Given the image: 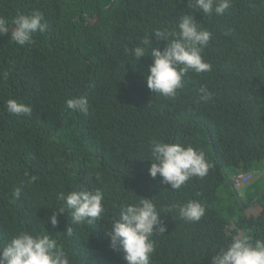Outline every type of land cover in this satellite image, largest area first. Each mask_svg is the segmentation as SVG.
<instances>
[{"label":"trees","instance_id":"obj_1","mask_svg":"<svg viewBox=\"0 0 264 264\" xmlns=\"http://www.w3.org/2000/svg\"><path fill=\"white\" fill-rule=\"evenodd\" d=\"M33 10L48 28L32 43L0 36V248L19 232L49 234L70 264H126L106 231L123 205L141 197L153 198L167 226L152 237L150 264H210L236 234L264 240V0H231L220 16L189 0H0L9 25L17 12ZM186 14L212 33L202 53L212 68L189 71L169 98L147 87L150 56L136 61L126 50L156 30L171 31ZM164 44L153 37L152 47ZM200 86L211 101L199 99ZM76 97L87 99L86 115L67 108ZM10 98L31 114H9ZM152 140L203 151L207 175L178 190L152 178ZM255 172L263 174L240 194L237 176ZM82 187L103 192L100 221L73 225L65 211L53 227L57 194ZM190 199L206 209L200 221L166 211Z\"/></svg>","mask_w":264,"mask_h":264},{"label":"clouds","instance_id":"obj_2","mask_svg":"<svg viewBox=\"0 0 264 264\" xmlns=\"http://www.w3.org/2000/svg\"><path fill=\"white\" fill-rule=\"evenodd\" d=\"M190 7L205 14L223 15L231 6V0H189ZM48 28L43 13L33 10L31 14L17 12L11 25L0 16V36L8 35L10 40L19 46L33 41V35ZM153 37L157 42L164 41L163 48L152 47ZM212 33L199 26L194 15L181 17L171 31L156 30L145 35L139 45L129 51L136 61L150 56L151 64L146 75V84L153 93L174 98L177 91L183 88V78L189 71L197 74L211 71L212 65L203 58V51L209 44ZM199 99L205 103L213 99V93L206 86L198 88ZM67 108L83 114L88 113V101L85 97L70 98ZM6 109L12 115H30L31 107L8 99ZM151 163L149 175L161 177V182L170 185L171 189H180L192 177L203 178L207 175L209 164L203 151L180 143H167L152 140L149 144ZM32 181L36 176L30 178ZM21 189L17 188L14 196L19 198ZM103 192L81 188L78 191L59 192L57 199L62 206L56 208L49 217L53 227L58 225V215L65 211L71 215V224L87 222L89 225L100 221L105 211ZM175 211L179 218L188 222H198L205 215V207L198 200L190 199L183 204H172L166 209ZM167 226L161 219L152 199L141 197L137 202L122 206L118 216L111 221L106 231L109 248L121 251L126 264H150L151 255L155 252V233H165ZM72 228L65 232L71 235ZM210 264H264V240L253 239L247 234L232 236L226 247L214 251ZM0 264H70L68 254L58 241L49 234L19 232L0 248Z\"/></svg>","mask_w":264,"mask_h":264},{"label":"built area","instance_id":"obj_3","mask_svg":"<svg viewBox=\"0 0 264 264\" xmlns=\"http://www.w3.org/2000/svg\"><path fill=\"white\" fill-rule=\"evenodd\" d=\"M252 178L251 174H240L237 176L236 179V186H242L243 184L247 183L248 181H250Z\"/></svg>","mask_w":264,"mask_h":264},{"label":"rangeland","instance_id":"obj_4","mask_svg":"<svg viewBox=\"0 0 264 264\" xmlns=\"http://www.w3.org/2000/svg\"><path fill=\"white\" fill-rule=\"evenodd\" d=\"M262 174L263 173H261V172H259V173L255 172V178L252 177L251 179H256L257 177L261 176ZM245 187H246V185L243 184L242 187L238 188L240 194H244ZM248 209L250 212H253V213H256L258 211V208L254 205H250Z\"/></svg>","mask_w":264,"mask_h":264}]
</instances>
